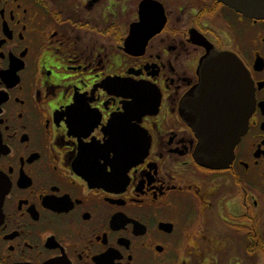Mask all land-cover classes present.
Listing matches in <instances>:
<instances>
[{
  "label": "flooded vegetation",
  "instance_id": "obj_1",
  "mask_svg": "<svg viewBox=\"0 0 264 264\" xmlns=\"http://www.w3.org/2000/svg\"><path fill=\"white\" fill-rule=\"evenodd\" d=\"M209 52L252 82L226 169L196 162L182 109ZM0 179V264H264V20L220 0H0Z\"/></svg>",
  "mask_w": 264,
  "mask_h": 264
},
{
  "label": "water",
  "instance_id": "obj_2",
  "mask_svg": "<svg viewBox=\"0 0 264 264\" xmlns=\"http://www.w3.org/2000/svg\"><path fill=\"white\" fill-rule=\"evenodd\" d=\"M220 1L249 18L264 20V0ZM199 75V84L182 105L200 139L194 158L205 168L226 169L254 109L252 82L240 60L228 52H209L201 61ZM5 193L0 179V219Z\"/></svg>",
  "mask_w": 264,
  "mask_h": 264
}]
</instances>
